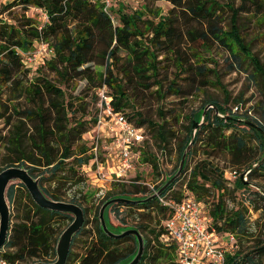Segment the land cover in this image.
<instances>
[{"label": "trees", "instance_id": "obj_1", "mask_svg": "<svg viewBox=\"0 0 264 264\" xmlns=\"http://www.w3.org/2000/svg\"><path fill=\"white\" fill-rule=\"evenodd\" d=\"M164 1L169 4L166 12L159 13L155 9L152 15L138 9L125 11L122 1H116V7L113 3L108 12L102 9L99 0H11L3 5L2 10L20 5L22 12L13 20L0 17V120L2 127L6 128L4 133L0 130L1 161L4 163L0 170L12 165L21 166L32 177H38L39 187L48 198L81 207L83 221L71 238L63 264L127 261L135 251L134 238L104 234L97 219L100 204L124 192L141 194L142 198L135 199L141 200L160 187L177 166L175 163L168 175L152 189L140 183H106L94 208L93 228L86 229L88 219L84 204L88 203V192L78 190L77 197L62 198L66 185L86 181L84 166L91 157L82 136L95 122L94 107L88 117L85 112L77 113V107L82 109L83 96L72 97L65 91V86L72 87L77 80H84L82 90H91L94 100L95 90L105 85L113 109L135 126L143 128L141 160L149 163L155 175L158 174L157 159L146 148L148 138H152L159 149H165L168 141L176 137L173 124L181 123L183 119V132L177 137L175 146L177 162L191 128L197 122L194 118L196 111L213 103L220 113L231 116L218 117L213 109H207L180 174L158 196L109 205L117 223L125 228H136L143 237L142 253L135 264H177L175 242L167 239L163 225L171 215V208L160 200L177 201L184 197L199 202L211 216L214 228L232 234L236 240V249L225 255L224 264H263L256 257L264 254V239L237 249L242 239L253 235L246 216L248 206L256 202L254 209L264 208V195L248 186L253 182L264 192V158L258 162L263 151L260 132L236 118L245 117L264 132V60L260 61L251 53L249 41L247 43L244 38L248 31L255 30V39L264 43V0H238L236 5L229 0ZM30 7L44 14L40 23L35 17L24 14V10ZM144 8L149 10L146 4ZM224 9L229 11L226 27L222 23ZM37 40L45 41L53 54L44 57L35 68H30L22 63L20 52L29 50ZM213 45L226 53L228 70H250L246 77L260 97L249 109L232 112L224 103L210 98L203 100L197 108L190 107L188 112H183L185 98L191 97L195 91L207 86L221 87L217 70L209 66L215 62ZM168 67L172 68V76L163 87L158 75L160 70ZM44 70L53 73L56 82L49 79ZM30 71L34 75L27 78ZM128 85L143 89L154 86L150 93L160 102L155 110L156 119L134 109ZM170 95L178 103L171 101L173 104L167 108L163 101ZM235 105L241 106V103ZM126 107L133 111L125 113ZM196 146L201 148V157L187 167V159ZM220 154L226 157L229 166L234 167L232 171L240 173L249 169L245 181L239 179L244 184L240 189L241 199L230 208H226V197L232 195L237 186L224 177V169L213 161ZM187 169L182 193L172 192L168 196L167 192ZM136 176L131 179L139 180ZM125 184L131 189H125ZM115 187L118 190H114ZM17 188L23 190L26 202L20 221L8 227L7 237L0 248V262L20 264L28 258L50 262L55 257L54 243L59 233L55 223L59 219L69 223L72 217L68 213L37 206L20 182L6 187L5 198L9 205L16 202ZM210 190L213 199L207 202ZM76 240L81 242L80 252L71 249Z\"/></svg>", "mask_w": 264, "mask_h": 264}, {"label": "rangeland", "instance_id": "obj_2", "mask_svg": "<svg viewBox=\"0 0 264 264\" xmlns=\"http://www.w3.org/2000/svg\"><path fill=\"white\" fill-rule=\"evenodd\" d=\"M9 1L11 0H0V17L13 20L16 15L22 12V9L20 5H13L11 7H8L5 10H2L4 8L3 5ZM116 1H122L125 11H131L134 9H138V10H144L148 12L150 15H152V12H154L155 9H158L159 13H165L169 7V4L164 0H141L138 3H134L131 0H113L112 4L114 3L113 4L114 7H116L117 5ZM219 1L223 2L226 0H219ZM229 1H232L234 5L238 3V0H229ZM145 4L149 8V10H146L144 8ZM24 14L35 17L37 22L39 23L40 21L44 19V16L41 12H38V10L32 9L31 7L26 8V10H24ZM228 15H229V11L224 9L222 12V17H223L222 23L224 24L225 27L228 22ZM191 24L193 25L194 23H191ZM255 35H256L255 30L254 31L250 30L247 32L244 38L245 40H247V43L249 41L248 46L250 48L251 53L257 56V58L260 61H263L264 60V43L255 39L256 38ZM211 49H212V54H213L212 57L215 62L214 64H209V66H214V68L217 70L221 87L207 86L200 91H195L191 97L185 98L183 112H188L190 107L197 108L203 100H207L210 98L215 100L218 103H224L225 106L230 110H232L234 106H236L235 104L239 102L241 103V106H237V109L239 112H243L244 110H247L250 107H252V104L254 103L256 99L260 97V94L255 89L254 85L251 84L248 81V78L246 77L248 71L250 70L249 69L247 70H237V69L228 70L227 62L229 61L225 60L226 53L215 45L211 46ZM171 71H172L171 67H168L167 70H160L158 78L162 80L163 87H165V84L168 78L172 76ZM44 73L49 79L56 82V78L53 73L49 72L48 70H44ZM32 75H34V72L31 73L30 71L27 74V78L31 77ZM83 85H84V80H77L74 86L72 87L70 85L65 86V91L69 93L70 95H72V97H75L76 95H79V94L83 96L82 98L83 99L82 101L83 110L80 109L79 107H77L76 109L79 110L77 113L85 112L84 115L88 117L92 114V108L94 107L93 102L95 100L91 96V90L89 91L82 90ZM126 87H127V91L129 95L131 96L133 100L134 109L139 110L144 116L150 119H156L155 110H156L157 105H160V102L156 99V97L153 94L150 93V91H152L154 86H151L148 89H143L137 86L130 87L129 85ZM171 101H176V98H174L171 95L167 96L163 101L164 106L167 108L170 107L173 104L171 103ZM174 103L177 104L178 102L176 101ZM132 111L133 110H131L130 107H126L124 109L125 113L130 114ZM200 111L195 112L194 118L196 120H198L199 118ZM252 112L253 110L250 113ZM254 114L256 115L255 112ZM181 121H182L181 123L173 124V129H174V133L176 137L171 138L168 141L165 149H159L152 141V138H148L146 148L148 149L150 153H153L156 156L158 174L155 175L153 171H151L149 163H146L145 161L141 160L142 158H141V150H140L138 153L135 170L132 176L137 175L136 176L137 179L147 182L148 184L153 186L155 184H158L161 179H163L164 177L168 175V173L174 167L175 163H178V161L176 162L175 146H176L177 137L179 138L183 132L182 124L184 123V120L181 119ZM0 130H1V133H4L6 130L5 127H2L1 120H0ZM91 136H92V133L90 129L83 134V137H85V139L88 140L89 142L91 141ZM82 141H84L83 138H82ZM200 149L201 148L199 146H196V148H194L193 153L187 159V167H190L196 159L201 157ZM2 156H3V153L0 150V168L4 166V163L1 161ZM213 161L216 162L218 166L222 168V170L224 169L222 172L224 177L228 176L226 172L224 174V171H227V172L232 171V169L234 168L228 165L226 161V157H224V155L222 154L216 155L213 158ZM187 172H188V169L184 172L183 176L172 185L171 189L167 192L168 196H170L172 192L182 193V190L184 187V178H186ZM86 175H87V182L85 181L84 183L79 184V185H76V184L66 185V187L63 190L64 192L62 194V198L64 200H68L72 196L77 197L78 190H80L81 193L88 192L86 195V197L88 198V203H85V204L83 203L84 206L87 207L86 216L88 219V223L86 224L85 228L92 229L93 224H94V221L92 220V216L95 210L94 208L97 205L98 200L103 195L105 191V187L104 186L103 188L99 187L100 188L99 189L98 187L93 185L94 180H93V175L90 169H86ZM229 179L233 184L237 186V189L233 192L232 195H227L226 201H225L226 208H230L232 206L237 205V203L241 199L240 189H242V186H244V184L240 182L238 176H236L235 178H229ZM16 182L17 181L10 182V183H16ZM252 183L253 182H251L250 183L251 185H248V186L252 189H255L256 186L253 185ZM125 189L130 190L131 188L128 186V184H125ZM114 190H118V188L115 187ZM119 196L127 198V199H133V200L143 197V195L141 194H135L131 192H124ZM15 197H16L15 198L16 202L13 206L9 205L7 202L8 207H9V228L12 224L20 221L22 217L23 205L26 202L23 190L20 188L16 189ZM212 199H213L212 191L210 190V193L206 197V201L211 202ZM254 205H256V202L248 206V210L246 212V216L248 218L249 227H250L249 231L253 233V235H250L247 238L242 239L241 244L240 245L237 244V249H244L246 247L251 246L254 240L264 239V208L254 209L253 208ZM111 211L112 210H109V206H107L103 212V218H104L107 228L113 233H118L119 231L125 229V227L117 223ZM67 224L68 222L66 220L62 221L59 219L55 223L56 230H58L60 233V231ZM82 236H84V234H82ZM82 236H81V239H83ZM71 249L72 251H75V252L82 251L81 242L76 240L73 246L71 247ZM47 258L51 259V256H48ZM256 258L261 260V262L264 264V254ZM34 261L36 260H34L33 258H28L22 261L20 264H31Z\"/></svg>", "mask_w": 264, "mask_h": 264}, {"label": "built area", "instance_id": "obj_3", "mask_svg": "<svg viewBox=\"0 0 264 264\" xmlns=\"http://www.w3.org/2000/svg\"><path fill=\"white\" fill-rule=\"evenodd\" d=\"M131 1L138 3L141 0ZM99 2L102 4V9L108 12L112 0H99ZM109 17L112 19L110 14ZM20 53L22 63L35 68L44 57L52 55L53 51L45 41L37 40L29 50ZM231 111L239 112L237 106H234ZM94 119L95 122L90 128L91 141H85L88 146L87 152L91 157L84 166L85 173L86 169L92 172L93 185L106 188V183L110 181L132 182L144 184L152 189V185L147 182L131 179L143 142V128L135 126L121 112L113 109L105 85L95 90ZM110 149L115 150L116 167L112 170H104L101 156ZM225 172L228 174L225 176L227 179L239 175L236 171H224V174ZM246 173L243 176L244 179ZM82 183L84 182L80 184ZM160 201L171 208V215L163 225L168 235L167 239L175 242L177 264H224L225 255L232 254L236 249V240L233 235L217 231L212 224L211 216L194 198L184 197L177 201ZM0 264L4 262L1 261Z\"/></svg>", "mask_w": 264, "mask_h": 264}, {"label": "water", "instance_id": "obj_4", "mask_svg": "<svg viewBox=\"0 0 264 264\" xmlns=\"http://www.w3.org/2000/svg\"><path fill=\"white\" fill-rule=\"evenodd\" d=\"M208 108L213 109V112L215 115L218 117H223V118H230V115L227 114H222L218 111L217 107L213 103H208L204 105L200 111L199 118L196 122V124L191 128L190 131V136L189 139L184 146V148L181 151L177 166L173 174L168 177L160 187H158L156 190L151 192L149 195H147L145 198L141 200H147L154 198L160 194V192L168 185L170 184L178 175L180 174V171L183 167L184 159L186 156V153L189 151L190 146L193 141V137L195 135L196 129L203 123L204 121V116ZM237 121H241L242 123L253 127L256 129L258 132H260L262 139H263V151L261 153V156L258 160L261 161L264 158V132L261 130V128L250 121L249 119L245 117H237ZM257 163H254L253 165H256ZM249 169H245L241 171L238 175L239 179L245 181L243 178L244 174L248 171ZM20 182L24 188L27 190L28 194L30 195L32 201L40 207H43L45 209L51 210V211H57V212H62V213H68L71 215L72 219L71 221L60 231V233L57 236V239L55 241L54 245V254L55 258L54 260L50 262H43V261H34L31 264H63L64 260L66 258L69 245L71 242V238L74 233L78 231L80 228L82 221H83V212L81 207L76 205L75 203L72 202H67V201H60V200H53L48 198L42 190L39 187L38 184V177H32L31 175L28 174L27 170L21 166H7L5 168H2L0 170V248L3 245L6 237H7V232H8V227H9V207L5 198V190L6 187L10 182ZM251 185V184H249ZM262 195H264V192L255 187ZM141 200H132V199H127L124 197L120 196H115L108 198L104 200L97 211V219H98V225L100 230L108 235V236H120V235H131L134 238L135 241V251L131 255V257L123 262V263H117V264H135L143 249L144 245V240L140 232L136 228H125L118 233H113L110 231L104 221L103 218V212L107 206L113 203H126V202H138Z\"/></svg>", "mask_w": 264, "mask_h": 264}, {"label": "crops", "instance_id": "obj_5", "mask_svg": "<svg viewBox=\"0 0 264 264\" xmlns=\"http://www.w3.org/2000/svg\"><path fill=\"white\" fill-rule=\"evenodd\" d=\"M84 142L86 141L85 137H83ZM114 151L113 149H110L108 151H106L102 156V167L104 168V170H112L116 167L115 165V160H114Z\"/></svg>", "mask_w": 264, "mask_h": 264}]
</instances>
